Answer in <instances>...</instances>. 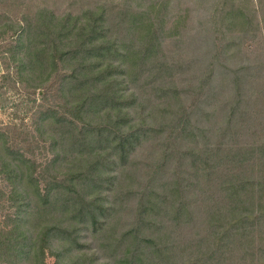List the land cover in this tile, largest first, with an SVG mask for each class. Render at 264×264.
<instances>
[{"label":"trees","instance_id":"obj_1","mask_svg":"<svg viewBox=\"0 0 264 264\" xmlns=\"http://www.w3.org/2000/svg\"><path fill=\"white\" fill-rule=\"evenodd\" d=\"M175 1L42 6L0 34L37 67L39 108L65 62L59 46L70 48L58 82L66 111L50 112L54 136L37 137L43 158L27 136L28 153L0 136L8 264L34 234L37 264L42 241L55 264L90 260L67 257L83 232L95 246L87 264L98 251L105 264H264V0H211L197 28L191 10L170 15Z\"/></svg>","mask_w":264,"mask_h":264},{"label":"rangeland","instance_id":"obj_2","mask_svg":"<svg viewBox=\"0 0 264 264\" xmlns=\"http://www.w3.org/2000/svg\"><path fill=\"white\" fill-rule=\"evenodd\" d=\"M105 1L108 2V0ZM113 1L118 5L123 3L124 5L129 4L132 8L136 7L134 2L110 0V3L112 4ZM95 2L96 0H0V34L8 30L10 28L9 26H12V22H16L22 17L30 21L42 6L48 7L52 13L55 12L60 15L66 14V12L76 14L82 12L85 7L87 8L95 4ZM204 2H206L205 5ZM210 2L211 0H178L174 3L172 2V13L170 15L183 14L184 10H191V27L197 28V21H203L207 18L206 12L208 9L203 10L202 8ZM254 19L255 22L253 25L258 21L256 15ZM201 28H204V26L201 25ZM258 28L262 27L259 26ZM258 35H261L260 30L256 32L252 31L250 37L243 39L244 44H249L251 40L256 42L260 38ZM24 49L25 46L16 47L15 45L10 46L0 43V130H2L0 136H17V147L24 146L23 150L28 153L31 152V149H29L26 143L20 142L24 136H27L26 142L35 143L37 146L34 151L37 160V156H40L38 158L41 159L46 152V149L41 148L40 145L43 141L37 140V137L54 136L52 129L48 127L49 121H51L50 112H54L52 110H55L59 114V111H66V107H61L64 101H62L63 99L58 92V82L60 76L68 72L66 60L68 59L70 48L66 45L63 47L59 46V59L63 56L62 59L65 62L60 63L57 67L51 69L52 71H49L48 81L46 82V87H48L47 98L42 108H39L41 98L39 90H37V67L36 71H29L28 65H26V68L23 67L25 62H29L24 55ZM63 120L61 123L62 128L66 129L65 133H67L70 126L67 121V114ZM12 137L9 139V143L7 142V146L9 147L14 146ZM37 141H39V145H37ZM15 162L18 163L19 161L15 160ZM113 171L120 174V168L118 166H115ZM116 180L112 182L110 187L115 186ZM3 210L0 208V215H2ZM87 234L84 232L81 233V237L83 238L78 243L80 247H84L83 250L79 251L80 249H77L78 251H76L73 249L67 254V257H71L77 256L82 252L86 258L90 257V260L81 261L80 264H87L88 261L93 259L91 251L95 249V246L92 238L87 236ZM31 242L29 254L20 259V264H37V235L34 234L32 236ZM39 247V255L41 256L39 264H55L54 254L45 249L43 241ZM96 255L98 259L95 261V264H105L110 261L100 251ZM64 261H67V259L65 258ZM8 263L4 257L0 258V264Z\"/></svg>","mask_w":264,"mask_h":264}]
</instances>
